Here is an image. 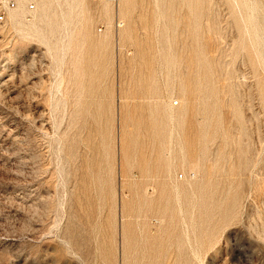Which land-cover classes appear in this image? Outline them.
I'll return each instance as SVG.
<instances>
[{
    "label": "rangeland",
    "instance_id": "rangeland-1",
    "mask_svg": "<svg viewBox=\"0 0 264 264\" xmlns=\"http://www.w3.org/2000/svg\"><path fill=\"white\" fill-rule=\"evenodd\" d=\"M0 1V264H264V0Z\"/></svg>",
    "mask_w": 264,
    "mask_h": 264
},
{
    "label": "bare ground",
    "instance_id": "bare-ground-1",
    "mask_svg": "<svg viewBox=\"0 0 264 264\" xmlns=\"http://www.w3.org/2000/svg\"><path fill=\"white\" fill-rule=\"evenodd\" d=\"M17 1H18L19 6H18V8L16 10L12 11L11 18L17 24H20V25H23V26H28V27H31V28L35 27L36 24L42 20V16H41V14H39V12H37V13L34 14L33 20L28 21L27 17H26V10H25L26 8H25V6H26V3H28L29 1H36V2H38V4L41 7V5H43V3H44V0H17ZM105 1H106L107 4H110V2L108 0H105ZM121 3H122V8H123V7H125L127 5V0H121ZM4 6L6 7V12H7V9H13V8L8 7V3H6V5L4 4ZM105 14H107V18L110 21V18L112 16V12H111V10H109L108 6L107 7L105 6ZM175 101H176V99H173V98L171 100H169V105H170L171 108H173V104H174ZM179 101L182 104L183 99L181 98V99H179ZM169 176L172 177L173 174H171Z\"/></svg>",
    "mask_w": 264,
    "mask_h": 264
},
{
    "label": "built area",
    "instance_id": "built-area-1",
    "mask_svg": "<svg viewBox=\"0 0 264 264\" xmlns=\"http://www.w3.org/2000/svg\"><path fill=\"white\" fill-rule=\"evenodd\" d=\"M108 1L110 3H112V4H116L118 0H108ZM15 5H16V3L13 2V1L8 2V7H10V8H14ZM30 9L33 10L34 9V6L31 5L30 6ZM6 13H7L6 12V7L4 6L3 2L0 1V23H3L5 21V19H6Z\"/></svg>",
    "mask_w": 264,
    "mask_h": 264
}]
</instances>
